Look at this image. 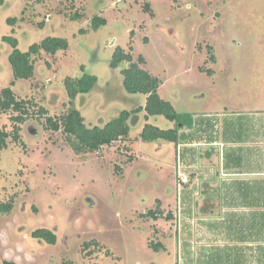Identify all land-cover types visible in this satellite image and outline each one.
<instances>
[{
    "label": "rangeland",
    "instance_id": "374dc122",
    "mask_svg": "<svg viewBox=\"0 0 264 264\" xmlns=\"http://www.w3.org/2000/svg\"><path fill=\"white\" fill-rule=\"evenodd\" d=\"M75 14L81 19L71 20ZM94 16L105 18L106 26L92 30ZM11 18L17 19L14 26ZM6 36L16 38L21 51L48 37L67 39L70 47L53 56L42 52L35 77L14 92L33 106L20 126V142L9 139L0 152V204H14L11 213H0V264H240L243 256L230 244L227 226L235 216L243 225L245 214L259 224L261 182L238 181L235 196L226 165L221 207L215 216L199 219L201 189L216 177L215 168L201 165L200 146L220 131L217 122L206 121L217 116L201 113L229 107L241 110V116L264 114V0H5L1 88L13 51L3 41ZM118 47L135 61L144 57L141 66L162 81L160 96L196 124L181 130L178 145L147 144L141 140L147 123L165 130L175 125L162 116L147 120L142 112L129 123V138L78 155L63 131L46 129L47 118L76 108L87 126H104L123 110L146 104L145 95L126 91L121 69L110 67ZM83 66L98 83L92 94L72 102L65 80L81 77ZM15 114L0 112V129L11 132ZM180 172L187 178L182 186ZM155 209L163 210L157 221L145 214ZM170 213L172 218H166ZM41 228L57 234L56 245L32 237ZM95 238L103 244L95 247L101 252L95 251L90 263L85 246ZM259 240L254 238L252 264H264ZM158 243L163 246L153 245Z\"/></svg>",
    "mask_w": 264,
    "mask_h": 264
},
{
    "label": "trees",
    "instance_id": "16d2710c",
    "mask_svg": "<svg viewBox=\"0 0 264 264\" xmlns=\"http://www.w3.org/2000/svg\"><path fill=\"white\" fill-rule=\"evenodd\" d=\"M5 5V0H0V8ZM149 10V6H146ZM81 19L80 14H75L71 17V20L78 21ZM17 22L16 18H11L8 23L14 26ZM107 21L101 16H94L91 20V29L97 31L101 27L105 26ZM43 26V24H41ZM82 33H87L83 30ZM3 41L8 43L13 51L9 57L10 65L13 72V81L11 86L4 88L0 95V112L8 113L13 111L16 113L12 116V121L15 126L11 132L4 129H0V152L7 148L8 140L12 139L15 142H20L21 125H23L27 119L31 117L30 109L33 106L31 100H18L16 97L13 86L17 81L25 80L31 81L35 77V63L42 52L48 55H56L60 51H67L69 49V42L64 38L48 37L40 43H35L30 46L28 51H21L19 49V41L14 37H4ZM145 58L139 57L138 61L134 60L131 53H127L121 47L116 48L113 54L111 67L114 69L120 68L122 65H126L122 69V75L124 78V87L126 91L131 95H145L147 101L144 107H139L135 110L136 113L145 112V118L149 120L151 117L162 116L167 120L174 123L175 127L165 130L158 126L147 124L142 133L141 140L144 143H154L159 140H166L172 144L178 145L180 141V131L184 128L193 127V117L186 114L178 113L171 102L164 100L159 90L162 85V81L148 72L141 65L144 64ZM98 77L84 73L80 78H66L65 85L68 91L70 100L73 102L79 95L89 94L97 85ZM47 113L45 108H40V114L45 115ZM132 116V112L123 111L121 114L106 123L104 126L89 127L85 123V119L82 113L72 108L69 113L64 116L54 119L47 118L46 129L53 131H63L67 137V140L71 148L78 154L95 153L106 146L118 142L121 139L129 138L131 133V126L129 120ZM14 204L1 203L0 213L9 214L13 211ZM150 217L155 220L160 218L161 211L157 209L154 212L149 213ZM147 216V215H146ZM166 218H172L171 213ZM32 237L37 240H41L49 245H56L58 241L57 234L50 229L41 228L32 233ZM94 240L88 242L85 246L86 255H92L95 251L92 247L97 246ZM155 247L162 246V243L153 244ZM152 245V246H153ZM158 249V248H156ZM5 264H17L14 262H5ZM63 264H72L71 262Z\"/></svg>",
    "mask_w": 264,
    "mask_h": 264
},
{
    "label": "crops",
    "instance_id": "0c3cea01",
    "mask_svg": "<svg viewBox=\"0 0 264 264\" xmlns=\"http://www.w3.org/2000/svg\"><path fill=\"white\" fill-rule=\"evenodd\" d=\"M9 66L10 68L8 70L9 73L7 76L8 80L6 85L11 83L13 75L12 67L11 65ZM6 85H2V88L0 87V92L6 87ZM26 85L27 81L25 80L17 81L13 86V91L16 92V87L25 88L27 87ZM236 110H229V107H226L222 110L224 113L217 110H214L213 112L211 110H207L201 113L203 114L201 116H205V114L208 112H210V116H217V119L215 120L212 119L206 121H208L209 125L211 124L209 121H211L213 124L217 122L220 129L218 133L214 132L215 135L218 134L217 136L214 137V134H212V138H214V141H211L209 145L202 143V145L200 146L202 148H200L199 152V158H201L200 161L202 163L201 165H203L204 167L215 168L216 177L214 178L213 182L204 185L207 196H211L213 198H221L222 196V181H224L225 176L222 172L225 170L226 165H228L229 170L232 171V173H230L228 176H230V181L234 182L230 190L235 196L237 193H239V189L236 187L238 181H249L251 183L253 181L261 182L258 185V187L260 188L258 190H260L259 194L261 196H264V114L250 113L248 115L241 116L243 115L241 113V110L238 113H235ZM242 117H244V119L240 120V118ZM195 122L196 121L193 117V127L196 124ZM192 128L186 129L189 130ZM243 166V172H239V168H243ZM247 187L248 189L246 190H248L251 195H256V193H254L253 186L251 188H249V186ZM256 213H259L261 216L259 218L260 220L258 225L252 219V216L250 217V219H247L246 214V220L244 221L243 225H240L237 220L238 218L234 214L235 220L230 221L227 226L229 231L230 244L233 245L234 249L238 246L239 248L235 250V253H239V255L243 256V260L241 261L242 263L240 262V264H252L251 261L255 253L253 249L254 238L259 237L260 240L257 243L264 245V239H261L264 238V207L259 208L258 212ZM132 214L135 216L134 212ZM121 216L122 215H120L119 217ZM131 220L130 222L134 224V221ZM240 228L243 229V233L240 232ZM130 233L133 232L131 231ZM93 234H102V232ZM133 234H131L132 237L137 238V236ZM236 237H238V239ZM94 241L98 243V248L103 244L99 239H96ZM97 246L92 247V250L101 252V249H95V247ZM93 256L94 254H92L91 258L89 259L90 263L92 262L91 260H95ZM95 257L98 259L97 256ZM148 262L141 263L133 261L130 264H160L158 262Z\"/></svg>",
    "mask_w": 264,
    "mask_h": 264
},
{
    "label": "flooded vegetation",
    "instance_id": "af4514ba",
    "mask_svg": "<svg viewBox=\"0 0 264 264\" xmlns=\"http://www.w3.org/2000/svg\"><path fill=\"white\" fill-rule=\"evenodd\" d=\"M106 26V25H105ZM158 26V25H157ZM99 30V29H98ZM88 33V32H87ZM87 33H85V34H87ZM172 33H173V31H172ZM113 57V56H112ZM112 61V60H111ZM110 67H111V62H110ZM125 66H121L120 68H117V69H114V68H112V69H114V70H118V69H121V73H122V69L124 68ZM81 70H82V72H83V74L84 73H86V70H85V67L83 66L82 68H81ZM80 78V77H79ZM124 79V78H123ZM123 83H124V81H123ZM94 92V89L89 93V94H92ZM142 107V106H141ZM139 108V107H138ZM138 108H136V109H138ZM136 109H133V110H123V111H130V112H132V116H131V118H130V120H129V123L133 120V118H136L139 114H141L142 112H139V113H136L135 112V110ZM122 111V112H123ZM182 114H186L187 115V113H182ZM188 115H189V113H188ZM144 118H145V116H144ZM151 118H153V117H151ZM147 124H150V123H147ZM146 124V125H147ZM153 125V124H152ZM131 126V125H130ZM156 126V125H155ZM92 127H94V126H92ZM171 129V128H170ZM185 129V128H184ZM181 130H183V129H181ZM181 132V131H180ZM156 142H160V143H169L170 144V142H168V141H166V140H159V141H156ZM156 142H154V143H156ZM149 144H151V143H149ZM172 144V143H171ZM176 191V190H175ZM174 191V192H175ZM174 195H176L177 196V192H175L174 193ZM173 195V196H174ZM144 197H146V196H144ZM148 198V197H147ZM141 205L142 204H145V203H140ZM221 207V203H220V197H211V196H207V192H206V190H205V188L203 187L202 189H201V193H200V195H199V200H198V205H197V215H198V217H199V219L200 220H202V221H204V219L206 218V217H208V213H209V216H215L217 213H218V209ZM160 209H162V208H160ZM159 209V210H160ZM157 209H155L154 211H156ZM146 211V215H148L149 213H151V212H154V211H152V210H145ZM160 211H163V210H160ZM83 235L84 234H80V235H78V237L79 238H81V237H83ZM164 236V235H163ZM41 241V240H40ZM58 242V241H57ZM15 263V262H14Z\"/></svg>",
    "mask_w": 264,
    "mask_h": 264
},
{
    "label": "built area",
    "instance_id": "2783aa9c",
    "mask_svg": "<svg viewBox=\"0 0 264 264\" xmlns=\"http://www.w3.org/2000/svg\"><path fill=\"white\" fill-rule=\"evenodd\" d=\"M180 176V184L179 186H182L183 184L187 183V178L182 175V173H179Z\"/></svg>",
    "mask_w": 264,
    "mask_h": 264
}]
</instances>
